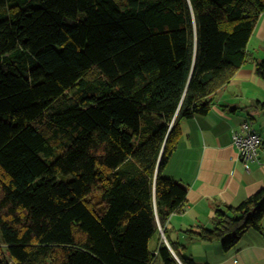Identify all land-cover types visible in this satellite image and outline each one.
I'll return each mask as SVG.
<instances>
[{"label":"trees","instance_id":"obj_1","mask_svg":"<svg viewBox=\"0 0 264 264\" xmlns=\"http://www.w3.org/2000/svg\"><path fill=\"white\" fill-rule=\"evenodd\" d=\"M263 13L264 0H0V264H201L184 244L150 250L187 205L164 170L182 120L249 61L264 80L248 52ZM263 215L264 188L186 234L229 251Z\"/></svg>","mask_w":264,"mask_h":264},{"label":"crops","instance_id":"obj_2","mask_svg":"<svg viewBox=\"0 0 264 264\" xmlns=\"http://www.w3.org/2000/svg\"><path fill=\"white\" fill-rule=\"evenodd\" d=\"M248 52L251 57L264 58V13ZM212 98L214 104L207 114L180 122L181 138L164 174L186 188L187 205L183 212L174 213L165 227L159 225L163 234L153 236L150 250L156 253L163 240L172 252L171 243L184 244L188 254L201 264H264V215L263 232L247 229L229 251L221 241L192 239L186 234L189 229L213 228L218 209L237 207L264 188V110L255 107L258 101L264 102V80L257 75L255 63L245 64ZM244 122L251 123L262 136L249 170L232 138ZM155 264L164 262L158 256Z\"/></svg>","mask_w":264,"mask_h":264},{"label":"built area","instance_id":"obj_3","mask_svg":"<svg viewBox=\"0 0 264 264\" xmlns=\"http://www.w3.org/2000/svg\"><path fill=\"white\" fill-rule=\"evenodd\" d=\"M232 138L246 169L249 170V163L257 158L262 145L260 134L248 123H243L240 129L233 131Z\"/></svg>","mask_w":264,"mask_h":264},{"label":"rangeland","instance_id":"obj_4","mask_svg":"<svg viewBox=\"0 0 264 264\" xmlns=\"http://www.w3.org/2000/svg\"><path fill=\"white\" fill-rule=\"evenodd\" d=\"M162 231H163V230L159 228V231H158V232L161 233V234H163Z\"/></svg>","mask_w":264,"mask_h":264},{"label":"water","instance_id":"obj_5","mask_svg":"<svg viewBox=\"0 0 264 264\" xmlns=\"http://www.w3.org/2000/svg\"><path fill=\"white\" fill-rule=\"evenodd\" d=\"M175 254V253H174ZM176 256V255H175ZM177 257V256H176ZM178 259V258H177ZM180 262V264H183L180 260H178Z\"/></svg>","mask_w":264,"mask_h":264},{"label":"bare ground","instance_id":"obj_6","mask_svg":"<svg viewBox=\"0 0 264 264\" xmlns=\"http://www.w3.org/2000/svg\"><path fill=\"white\" fill-rule=\"evenodd\" d=\"M164 238H165V235H164Z\"/></svg>","mask_w":264,"mask_h":264}]
</instances>
